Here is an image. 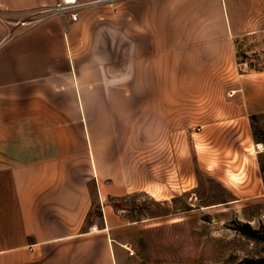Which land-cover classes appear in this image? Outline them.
Returning <instances> with one entry per match:
<instances>
[{"label": "crops", "instance_id": "crops-1", "mask_svg": "<svg viewBox=\"0 0 264 264\" xmlns=\"http://www.w3.org/2000/svg\"><path fill=\"white\" fill-rule=\"evenodd\" d=\"M56 2L0 0V264H160L137 252L144 220L120 202L168 196V181L148 182V143L170 141L169 127L248 137L238 66L241 41L264 32V0H113L21 33L2 20ZM176 162L189 191L194 161ZM258 169L249 185L264 189Z\"/></svg>", "mask_w": 264, "mask_h": 264}, {"label": "rangeland", "instance_id": "rangeland-1", "mask_svg": "<svg viewBox=\"0 0 264 264\" xmlns=\"http://www.w3.org/2000/svg\"><path fill=\"white\" fill-rule=\"evenodd\" d=\"M241 44L238 69L250 79L249 135L238 125L231 132L226 127V135L225 127L204 132L191 126L182 134L177 133L181 127H169L174 132L170 141L148 143V182L159 189L168 181L169 194L136 193L120 202L130 219L144 220L134 226L139 238L135 250L142 258L160 264H264V189L249 185L258 166L264 181V86H258L256 75L264 70V32ZM240 89L228 90L226 98L242 94ZM159 129L152 128L153 137ZM210 133L212 141L207 140ZM178 158L194 161L196 181L184 185H195L189 191L176 186ZM225 174L230 186L217 179Z\"/></svg>", "mask_w": 264, "mask_h": 264}, {"label": "built area", "instance_id": "built-area-1", "mask_svg": "<svg viewBox=\"0 0 264 264\" xmlns=\"http://www.w3.org/2000/svg\"><path fill=\"white\" fill-rule=\"evenodd\" d=\"M113 0H57L54 5L47 7H40L23 11L14 20H5L6 23L12 24L17 29V33H21L30 29L41 22L52 18L58 17L62 20L76 21L81 10L94 7L98 4L112 2ZM14 35V29H9L7 36ZM257 148L263 149V144H257ZM93 230H97V226L92 227ZM130 254H134L133 251L129 250Z\"/></svg>", "mask_w": 264, "mask_h": 264}, {"label": "trees", "instance_id": "trees-1", "mask_svg": "<svg viewBox=\"0 0 264 264\" xmlns=\"http://www.w3.org/2000/svg\"><path fill=\"white\" fill-rule=\"evenodd\" d=\"M261 169H263V166L261 165Z\"/></svg>", "mask_w": 264, "mask_h": 264}]
</instances>
